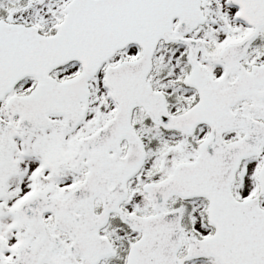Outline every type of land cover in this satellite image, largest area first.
Wrapping results in <instances>:
<instances>
[{"label":"snow or ice","instance_id":"obj_1","mask_svg":"<svg viewBox=\"0 0 264 264\" xmlns=\"http://www.w3.org/2000/svg\"><path fill=\"white\" fill-rule=\"evenodd\" d=\"M0 264H264V0H0Z\"/></svg>","mask_w":264,"mask_h":264}]
</instances>
